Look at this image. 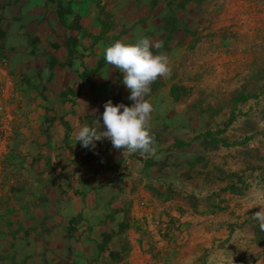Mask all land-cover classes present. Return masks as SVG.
<instances>
[{
  "label": "crops",
  "instance_id": "0c3cea01",
  "mask_svg": "<svg viewBox=\"0 0 264 264\" xmlns=\"http://www.w3.org/2000/svg\"><path fill=\"white\" fill-rule=\"evenodd\" d=\"M198 1L0 0V103L20 116L16 141H0V264H149L163 248L150 229L179 190L170 182L197 191L188 181L205 174L187 167L199 133L185 100L198 95L174 83ZM141 36L171 68L146 96L155 155H123L107 138L82 147L80 127L106 130L108 100L133 104L103 49Z\"/></svg>",
  "mask_w": 264,
  "mask_h": 264
},
{
  "label": "rangeland",
  "instance_id": "374dc122",
  "mask_svg": "<svg viewBox=\"0 0 264 264\" xmlns=\"http://www.w3.org/2000/svg\"><path fill=\"white\" fill-rule=\"evenodd\" d=\"M196 4L190 23L199 20V34L174 83L198 95L185 100L187 128L199 133L198 161L187 167L205 174L188 181L197 191L170 182L179 190L150 229L168 241L149 264H264V231L252 218L264 205V0ZM8 116L0 141L20 133V116Z\"/></svg>",
  "mask_w": 264,
  "mask_h": 264
},
{
  "label": "clouds",
  "instance_id": "9594fccd",
  "mask_svg": "<svg viewBox=\"0 0 264 264\" xmlns=\"http://www.w3.org/2000/svg\"><path fill=\"white\" fill-rule=\"evenodd\" d=\"M161 47L160 42L141 36L134 43L117 40L103 49L105 62L123 73L122 83L130 90L128 99L133 104L114 105L112 100H108L102 114L106 130L85 124L76 132V142L79 141L82 147L91 150L95 148V141L107 138L113 148L122 150L123 155L137 152L141 156L155 155L154 137L149 128L153 106L146 96L150 94L153 82L171 73L167 56L163 53L154 54L151 50ZM97 123L100 125L99 121ZM252 218L258 222L259 229L264 231V205Z\"/></svg>",
  "mask_w": 264,
  "mask_h": 264
},
{
  "label": "built area",
  "instance_id": "2783aa9c",
  "mask_svg": "<svg viewBox=\"0 0 264 264\" xmlns=\"http://www.w3.org/2000/svg\"><path fill=\"white\" fill-rule=\"evenodd\" d=\"M10 118L8 113L4 109L2 103H0V128L1 129H9L10 128Z\"/></svg>",
  "mask_w": 264,
  "mask_h": 264
}]
</instances>
